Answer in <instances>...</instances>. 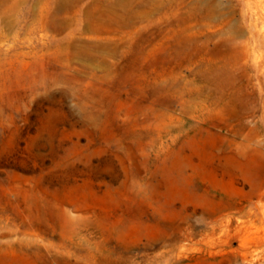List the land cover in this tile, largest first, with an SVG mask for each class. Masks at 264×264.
<instances>
[{"label":"rangeland","instance_id":"obj_1","mask_svg":"<svg viewBox=\"0 0 264 264\" xmlns=\"http://www.w3.org/2000/svg\"><path fill=\"white\" fill-rule=\"evenodd\" d=\"M0 264H264V0H0Z\"/></svg>","mask_w":264,"mask_h":264}]
</instances>
